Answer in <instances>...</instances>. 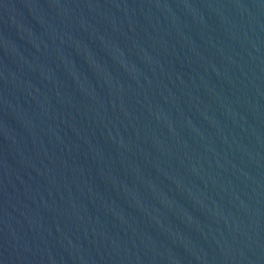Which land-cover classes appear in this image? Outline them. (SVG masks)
<instances>
[{
  "label": "water",
  "instance_id": "water-1",
  "mask_svg": "<svg viewBox=\"0 0 264 264\" xmlns=\"http://www.w3.org/2000/svg\"><path fill=\"white\" fill-rule=\"evenodd\" d=\"M0 264H264V0H0Z\"/></svg>",
  "mask_w": 264,
  "mask_h": 264
}]
</instances>
